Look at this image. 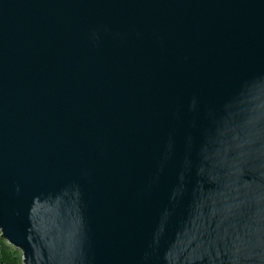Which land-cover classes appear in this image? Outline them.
Listing matches in <instances>:
<instances>
[{"label": "water", "instance_id": "obj_1", "mask_svg": "<svg viewBox=\"0 0 264 264\" xmlns=\"http://www.w3.org/2000/svg\"><path fill=\"white\" fill-rule=\"evenodd\" d=\"M0 230L22 264H264V0H0Z\"/></svg>", "mask_w": 264, "mask_h": 264}, {"label": "trees", "instance_id": "obj_2", "mask_svg": "<svg viewBox=\"0 0 264 264\" xmlns=\"http://www.w3.org/2000/svg\"><path fill=\"white\" fill-rule=\"evenodd\" d=\"M0 264H22L21 252L0 236Z\"/></svg>", "mask_w": 264, "mask_h": 264}, {"label": "built area", "instance_id": "obj_3", "mask_svg": "<svg viewBox=\"0 0 264 264\" xmlns=\"http://www.w3.org/2000/svg\"><path fill=\"white\" fill-rule=\"evenodd\" d=\"M0 236H1V230H0ZM21 259H22V254H21Z\"/></svg>", "mask_w": 264, "mask_h": 264}]
</instances>
